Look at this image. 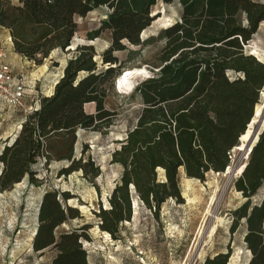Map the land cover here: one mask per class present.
I'll use <instances>...</instances> for the list:
<instances>
[{
	"label": "trees",
	"instance_id": "16d2710c",
	"mask_svg": "<svg viewBox=\"0 0 264 264\" xmlns=\"http://www.w3.org/2000/svg\"><path fill=\"white\" fill-rule=\"evenodd\" d=\"M173 0H0V27L8 31L12 51L39 65L53 51H64L76 33L75 18L105 7L109 14L99 27L110 33L111 44L100 55L92 45L76 46L53 92L39 100L25 116L19 132L0 153V193L25 177L34 182L31 166L66 160L61 176L82 171L96 179L94 162L72 159L75 131L109 128L116 113L105 108L121 64L114 55L126 44L141 45V34L157 18L152 10ZM180 21L159 35L164 43L157 72L135 89L141 109L110 163L121 168L108 208L99 207L96 225L116 239L118 227L131 218L133 195L157 217L168 200L180 201V171L186 179L203 181L208 173H224L230 151L239 145L264 92V63L245 47L264 21V0H178ZM94 104L87 114L85 105ZM64 149V150H63ZM264 181V131L234 181L245 200L231 212L229 232L243 224L248 264H264V198L250 200ZM68 193L47 192L38 211L32 251L41 255L53 248L52 264H89L82 242H89V224L55 234L67 220L79 219L75 208L60 202ZM230 253H219L204 264H227Z\"/></svg>",
	"mask_w": 264,
	"mask_h": 264
},
{
	"label": "rangeland",
	"instance_id": "374dc122",
	"mask_svg": "<svg viewBox=\"0 0 264 264\" xmlns=\"http://www.w3.org/2000/svg\"><path fill=\"white\" fill-rule=\"evenodd\" d=\"M152 12L158 15L141 34V45L134 47L125 43V51L114 53L121 64L120 75L134 68L147 69L148 75L122 87L116 83L120 75L115 78L105 100V108L117 114L113 124L100 131L78 129L74 133L76 142L72 148V159L77 161L82 158V163L86 160L94 162L100 175L92 179L79 170L61 176L60 171L67 168L70 162L54 159L45 165L43 158H38L31 166L33 183L25 177L11 190L0 193V264H52L56 256L53 248L41 255L32 251V240L39 225V207L47 192L68 193L70 200L63 202L60 199V202L75 208L80 215L79 219L67 220L55 230V234L84 224L90 225L86 232L89 242H82L89 264H204L206 258L228 252L230 258L227 264H248L250 253L243 243V224L240 223L233 235L229 232L231 212L245 201L233 187L248 162L249 155L246 156L247 152L243 149H232L230 164L225 172L208 173L203 181L187 180L180 171V201L168 199L157 217L153 209L149 211L133 195L131 218L118 227L116 239L101 232L96 225L99 207L108 208L107 202L121 172L118 165L110 163L111 155L119 149V143L135 124L141 109L134 89L157 71V58L164 45L159 35L165 28L180 21L181 17L178 0L169 5L159 3ZM108 14V9L101 7L84 18H75L77 30L71 47L53 51L39 65L20 69L15 62L17 65H13V73L25 74L32 84L24 97L23 107L15 108L0 100V153L17 136L28 112L39 106L41 98L51 93L65 64L74 56L76 46L92 45L100 63V55L111 44L110 33L99 30ZM2 32L0 29V42L5 50L10 49L9 53H12L11 46L4 45ZM262 95H259L257 105H263ZM91 105L93 107H85L87 113L93 112L94 105ZM238 142L240 144V139ZM263 198L264 181L250 202L257 204Z\"/></svg>",
	"mask_w": 264,
	"mask_h": 264
},
{
	"label": "built area",
	"instance_id": "2783aa9c",
	"mask_svg": "<svg viewBox=\"0 0 264 264\" xmlns=\"http://www.w3.org/2000/svg\"><path fill=\"white\" fill-rule=\"evenodd\" d=\"M245 49L251 55L254 54V50L250 45H247ZM31 84L32 82L25 74L13 73V69L8 61V53L0 42V100L15 108L23 107L24 97ZM36 109H38V105L35 109L30 110L28 115Z\"/></svg>",
	"mask_w": 264,
	"mask_h": 264
},
{
	"label": "crops",
	"instance_id": "0c3cea01",
	"mask_svg": "<svg viewBox=\"0 0 264 264\" xmlns=\"http://www.w3.org/2000/svg\"><path fill=\"white\" fill-rule=\"evenodd\" d=\"M0 29L3 31L2 37H4V45L5 44L9 45L12 48L11 39H10L8 31L4 30L3 28H0ZM249 45L254 50V54H252V55L259 62L264 63V21L259 25V27H258L256 33L253 35ZM9 51H10V49L6 50V52L8 53V61L11 65L12 69H13V65L16 66L17 64H18V66H20V69H25V68H28L29 66L34 67L33 62L27 61L25 58L15 54L14 52L9 53ZM11 55H13V57H11ZM15 62H17V64ZM55 84H56V82H55ZM55 84L53 85V88H54ZM53 88L51 90V93L48 96H50L52 94ZM86 106H92V105L88 104V105H85V107ZM85 107H84V110H85ZM93 113H94V108H93V112L87 113V114H93Z\"/></svg>",
	"mask_w": 264,
	"mask_h": 264
},
{
	"label": "bare ground",
	"instance_id": "6f19581e",
	"mask_svg": "<svg viewBox=\"0 0 264 264\" xmlns=\"http://www.w3.org/2000/svg\"><path fill=\"white\" fill-rule=\"evenodd\" d=\"M71 47V46H70ZM147 70V69H146ZM144 68H134V69H129V70H125L122 75H120L117 78V85L119 87L124 86L127 83H132L135 82V80L147 76L148 72L146 71ZM150 74V73H149ZM262 97H263V101H264V92L262 93ZM264 103V102H263ZM264 117V109H262V104L256 105L255 106V117L252 118V120L250 121L249 125L247 126V130L245 132V134H243L240 137V144L238 145V147L235 148V150L241 151L243 149L244 144L248 141L254 138V134H252V127L253 125L256 123L257 119ZM252 134V135H251ZM255 143V141L253 142V144ZM252 144V146H253ZM251 146V148H252ZM245 156V155H244ZM245 159V157H244ZM242 167V166H241ZM227 169V168H226ZM231 171V170H230ZM234 173V172H233ZM223 175V174H222ZM188 180V179H187ZM193 180V179H192ZM17 185V184H16ZM214 199V197H213ZM213 199L211 202H213ZM211 232V231H210ZM198 242V241H197ZM194 243V242H193ZM201 249V248H200ZM201 251V250H200ZM198 255V254H197ZM188 256V255H187ZM201 256V255H200ZM199 256V257H200ZM199 261V260H198ZM195 264V263H194Z\"/></svg>",
	"mask_w": 264,
	"mask_h": 264
},
{
	"label": "water",
	"instance_id": "95a60500",
	"mask_svg": "<svg viewBox=\"0 0 264 264\" xmlns=\"http://www.w3.org/2000/svg\"><path fill=\"white\" fill-rule=\"evenodd\" d=\"M140 40H141V37H140ZM155 72H157V71H155ZM262 109H264V103L262 105ZM254 117H255V108H254V113H253L252 118H254ZM251 131H252V134H254V138L251 140H248L243 146V151L247 152L246 156L249 155L250 151L252 150V148L254 147V145L258 141L259 135L264 131V117L257 119V121L253 125ZM254 141H255V143L253 144ZM252 144H253V146H252ZM251 146H252V148H251Z\"/></svg>",
	"mask_w": 264,
	"mask_h": 264
}]
</instances>
